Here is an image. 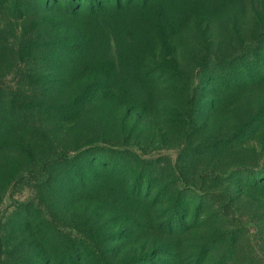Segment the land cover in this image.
Returning <instances> with one entry per match:
<instances>
[{"label":"rangeland","instance_id":"obj_1","mask_svg":"<svg viewBox=\"0 0 264 264\" xmlns=\"http://www.w3.org/2000/svg\"><path fill=\"white\" fill-rule=\"evenodd\" d=\"M6 1L0 264H264V0Z\"/></svg>","mask_w":264,"mask_h":264},{"label":"trees","instance_id":"obj_2","mask_svg":"<svg viewBox=\"0 0 264 264\" xmlns=\"http://www.w3.org/2000/svg\"><path fill=\"white\" fill-rule=\"evenodd\" d=\"M59 1V0H58ZM57 1V2H58ZM75 1H79L80 4H78L77 6H74L73 4H77L75 3ZM87 2V1H92V0H68L67 3H64V4H56L57 2H54L53 4L58 6V7H64L68 10V14L71 15L72 17L74 18H78L79 16H81V13H82V4L83 2ZM5 2L7 3V1L5 0ZM50 3V0L48 1ZM4 8H6L7 6L11 8V10H9L7 8V11L9 10L10 13L13 11L12 9L14 7H16L17 5H14L12 3V5H9V4H4L3 5ZM6 6V7H5ZM93 7V6H92ZM48 8L51 10L53 9L54 7L53 6H48ZM13 15L17 16V12H12ZM15 16H12L13 18ZM70 17V16H69ZM26 19H27V15L23 16L20 18L21 20V25H20V31H21V39L19 40V42L16 44V49L18 51H22V52H25L29 55L33 54L35 52V50H39V51H43L44 49H48L50 51H76L78 50V48L81 46V44H78L80 43V37H79V34L76 35V37H68V36H57L55 38V40H53L50 44V46H46V43H43L45 45H41V44H36L32 38H30V36H32V30L30 28V24L26 22ZM12 28L11 26L9 25H6L5 28L1 29L0 27V35H6L4 32H6L7 29H10ZM58 30V29H57ZM59 31V30H58ZM33 37V36H32ZM48 39H50L48 37ZM47 41V40H46ZM51 41V40H50ZM3 40L2 38L0 37V48L1 46H3L2 44ZM78 42V43H77ZM15 45V44H14ZM70 159H72V156L69 155V154H62L59 158H55V159H52V160H48L46 161L44 164H46L47 162L49 161H56V162H67L69 161Z\"/></svg>","mask_w":264,"mask_h":264}]
</instances>
